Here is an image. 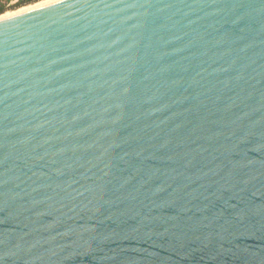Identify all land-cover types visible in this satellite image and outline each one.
<instances>
[{
	"label": "water",
	"instance_id": "1",
	"mask_svg": "<svg viewBox=\"0 0 264 264\" xmlns=\"http://www.w3.org/2000/svg\"><path fill=\"white\" fill-rule=\"evenodd\" d=\"M0 264H264V0L0 21Z\"/></svg>",
	"mask_w": 264,
	"mask_h": 264
},
{
	"label": "trees",
	"instance_id": "2",
	"mask_svg": "<svg viewBox=\"0 0 264 264\" xmlns=\"http://www.w3.org/2000/svg\"><path fill=\"white\" fill-rule=\"evenodd\" d=\"M14 0H0V16L5 14L10 9L15 10L21 7L33 5L44 0H18L15 5L9 6L10 2Z\"/></svg>",
	"mask_w": 264,
	"mask_h": 264
},
{
	"label": "bare ground",
	"instance_id": "3",
	"mask_svg": "<svg viewBox=\"0 0 264 264\" xmlns=\"http://www.w3.org/2000/svg\"><path fill=\"white\" fill-rule=\"evenodd\" d=\"M57 1H59V0L46 1V2H44V3H41V4L36 5V6H34V7H31V8H28V9L25 8V9L22 10V11H19V12L13 13V14H8V15L1 16V17H0V21H4V20H7V19H10V18H12V17H15V16H18V15L24 14V13H26V12H29V11H32V10H35V9H38V8H40V7H42V6H45V5H48V4H51V3L57 2Z\"/></svg>",
	"mask_w": 264,
	"mask_h": 264
},
{
	"label": "rangeland",
	"instance_id": "4",
	"mask_svg": "<svg viewBox=\"0 0 264 264\" xmlns=\"http://www.w3.org/2000/svg\"><path fill=\"white\" fill-rule=\"evenodd\" d=\"M46 1H51V0H44V1H41V2H39V3L33 4V5H29V6H25V7H21V8H19V9H15V10L10 9L9 11H7L5 14H3V15H1V16H4V15H8V14H13V13L19 12V11L24 10L25 8L28 9V8L34 7V6L38 5V4L44 3V2H46ZM17 2H18V0L11 1L10 4H9V6L15 5ZM1 16H0V17H1Z\"/></svg>",
	"mask_w": 264,
	"mask_h": 264
}]
</instances>
